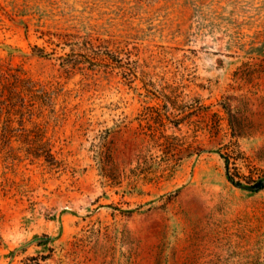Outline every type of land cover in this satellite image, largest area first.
I'll list each match as a JSON object with an SVG mask.
<instances>
[{
  "label": "rangeland",
  "instance_id": "1",
  "mask_svg": "<svg viewBox=\"0 0 264 264\" xmlns=\"http://www.w3.org/2000/svg\"><path fill=\"white\" fill-rule=\"evenodd\" d=\"M0 100V264H264V0H0Z\"/></svg>",
  "mask_w": 264,
  "mask_h": 264
},
{
  "label": "trees",
  "instance_id": "2",
  "mask_svg": "<svg viewBox=\"0 0 264 264\" xmlns=\"http://www.w3.org/2000/svg\"><path fill=\"white\" fill-rule=\"evenodd\" d=\"M84 42H86V44L85 43H79L76 46L81 47V48H82V46H85L87 48L88 44H90V43H87L88 41H84ZM75 48L76 47L74 45L72 49H75ZM41 52H43V51H41ZM13 76L14 77H13L11 84L8 85V87H9L8 90L11 91L10 97H12V101H14V102L18 101L19 98L24 99L23 95L25 92L35 93L36 85H34V83L30 82L29 80L22 78L21 75H19V74H16ZM0 105H2V100H0ZM224 108H225V110L228 111L229 114H231L230 109H228L227 107H224ZM230 126L233 130L234 123H233V116H231V115H230ZM225 160H226V165L228 166L229 165V159L225 158ZM230 179L233 180L234 182H237V181H235L236 180L235 177H233L232 175H230ZM254 184H255V188L257 190H262L264 188V180L263 179L258 180Z\"/></svg>",
  "mask_w": 264,
  "mask_h": 264
}]
</instances>
